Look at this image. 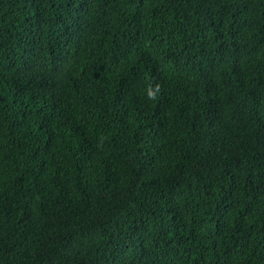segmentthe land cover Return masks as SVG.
<instances>
[{
    "label": "trees",
    "instance_id": "obj_1",
    "mask_svg": "<svg viewBox=\"0 0 264 264\" xmlns=\"http://www.w3.org/2000/svg\"><path fill=\"white\" fill-rule=\"evenodd\" d=\"M0 264H264V0H0Z\"/></svg>",
    "mask_w": 264,
    "mask_h": 264
},
{
    "label": "clouds",
    "instance_id": "obj_2",
    "mask_svg": "<svg viewBox=\"0 0 264 264\" xmlns=\"http://www.w3.org/2000/svg\"><path fill=\"white\" fill-rule=\"evenodd\" d=\"M148 96H149V98L155 99V95L152 91L148 92Z\"/></svg>",
    "mask_w": 264,
    "mask_h": 264
}]
</instances>
